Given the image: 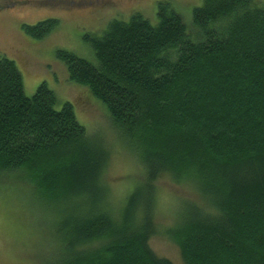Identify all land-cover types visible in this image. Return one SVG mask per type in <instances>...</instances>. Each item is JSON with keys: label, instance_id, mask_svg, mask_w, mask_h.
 I'll return each mask as SVG.
<instances>
[{"label": "trees", "instance_id": "1", "mask_svg": "<svg viewBox=\"0 0 264 264\" xmlns=\"http://www.w3.org/2000/svg\"><path fill=\"white\" fill-rule=\"evenodd\" d=\"M156 16L109 21L91 38L95 63L56 51L139 165L118 201L102 134L70 101L56 108L46 82L26 94L15 60L0 53V178L16 173L58 218L42 264H173L149 244L163 177L187 189L165 230L184 264H264V1L202 0L189 26L168 2ZM56 25L22 28L41 38Z\"/></svg>", "mask_w": 264, "mask_h": 264}, {"label": "rangeland", "instance_id": "2", "mask_svg": "<svg viewBox=\"0 0 264 264\" xmlns=\"http://www.w3.org/2000/svg\"><path fill=\"white\" fill-rule=\"evenodd\" d=\"M159 2H168L188 26L193 7L202 4V0H0V53L15 60L26 94H33L39 83L46 82L56 94V108L70 101L86 129L102 134L110 148L104 177L111 201L131 190L139 165L120 146L104 105L87 87L69 79L56 51L69 50L95 63L93 36L102 35L112 19L128 20L134 13L156 23ZM50 17L57 25L41 38L29 36L22 28ZM158 185V231L149 244L158 256L184 264L177 244L165 230L172 224L176 198L186 195L187 189L168 177L161 178ZM46 201L38 199L34 187L16 173L0 178V264H42L49 255L46 240L51 246L58 218Z\"/></svg>", "mask_w": 264, "mask_h": 264}]
</instances>
